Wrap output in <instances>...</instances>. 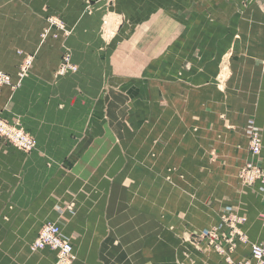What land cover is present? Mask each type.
<instances>
[{
	"label": "crops",
	"instance_id": "1",
	"mask_svg": "<svg viewBox=\"0 0 264 264\" xmlns=\"http://www.w3.org/2000/svg\"><path fill=\"white\" fill-rule=\"evenodd\" d=\"M64 54L77 71L58 77ZM0 72L12 80L0 118L36 140L24 154L0 139V264H52L54 252L29 251L45 223L61 228L73 264H178L183 248L191 264H228L171 232L207 230L220 201L264 244V188L231 192L252 131L264 169V0H0ZM170 167H190L194 184L218 170L186 209Z\"/></svg>",
	"mask_w": 264,
	"mask_h": 264
},
{
	"label": "built area",
	"instance_id": "2",
	"mask_svg": "<svg viewBox=\"0 0 264 264\" xmlns=\"http://www.w3.org/2000/svg\"><path fill=\"white\" fill-rule=\"evenodd\" d=\"M49 23L58 29L63 28L61 24L53 19H50ZM31 62L32 59L30 57L24 59L18 70V78L23 79L27 75ZM68 70L74 71L75 68L70 64V59L66 55L62 57L57 71L60 75H64ZM10 82L11 77L0 72V85H7ZM0 139L24 153L33 151L36 145L35 141L20 128L18 121L8 123L0 120ZM249 150L253 157L260 154L261 139L256 131H253L249 136ZM240 177L242 182L248 187L258 184L262 189L264 188V169H261L253 162L245 165L240 172ZM225 215L230 218L224 217ZM224 216L222 218L223 222L220 225L207 232L205 241L213 250L225 257L228 263L232 264L231 254L236 249V240L245 242V239L238 230L241 219H237L229 210L225 212ZM262 227L264 228V218L262 219ZM31 249L34 251L49 249L55 252L56 257L53 264H72L74 261L71 244L63 236L59 226L53 223L42 225L32 243ZM237 264H264V245H252L251 259Z\"/></svg>",
	"mask_w": 264,
	"mask_h": 264
},
{
	"label": "rangeland",
	"instance_id": "3",
	"mask_svg": "<svg viewBox=\"0 0 264 264\" xmlns=\"http://www.w3.org/2000/svg\"><path fill=\"white\" fill-rule=\"evenodd\" d=\"M61 26L63 27L62 23H60ZM56 27V26H55ZM110 26H107V30H109L107 33H109L111 35V31L109 29ZM109 35V36H110ZM68 55L69 59H70V64L75 68L74 71L72 72H68L67 74H70V73H75L77 71V67L72 63L71 61V57L69 54H64L62 55L63 56H66ZM62 57L60 58V61H59V64L57 66V69H56V72L55 74L58 76V77H63V76H66V75H60L58 73V67L60 66L61 64V61H62ZM27 58L24 57V59ZM32 59V57H30ZM24 59L22 60V63L24 61ZM32 63V62H31ZM21 66V65H20ZM19 66V68H20ZM19 70V69H18ZM3 74H6L4 72H1ZM226 70H225V74H226ZM10 76V75H9ZM11 77V76H10ZM16 77L17 79L20 80V78H18V72L16 73ZM12 81V80H11ZM6 85V84H5ZM7 85H11V82L10 84H7ZM0 120L2 121H5V122H8V123H11L7 120H4L2 118H0ZM19 122V121H18ZM19 126L20 128L24 131L25 134H27L29 137H31L35 143H36V140L35 138L28 134L21 126L20 122H19ZM253 132V131H252ZM251 132V133H252ZM250 133V134H251ZM259 135V134H258ZM250 136V135H249ZM260 136V135H259ZM261 139V138H260ZM4 141V140H3ZM7 143V142H6ZM35 148H36V145H35ZM34 148V149H35ZM18 150V149H17ZM21 152V151H20ZM32 152V151H31ZM29 152V153H31ZM248 152H249V157L248 159L244 162V164L239 167L236 172H235V176H236V180L238 181V184L235 183V182H232V195H233V191H235V188L238 187V185L242 186V187H245V188H253L254 186L258 185H254L252 187H248L246 184H244L241 180V177H240V172L241 170L245 167V165L249 162H253L255 165H257L258 167H260L257 163H256V160L257 158L260 156V154L256 157H253L250 153V150H249V138H248ZM24 153V152H22ZM29 153H24V154H29ZM261 153V151H260ZM208 157H209V161H211L212 163L214 161H216L217 157H218V153H216L215 151L213 150H209L208 152ZM261 168V167H260ZM170 170V173H168V170ZM263 169V168H261ZM218 169H200L199 171V179H200V183L199 184H194L191 182V177L194 176V172L191 173V168L190 167H186V168H183V169H179V168H173V167H170V168H167V177H168V180H170L168 182L169 185H171L173 188L175 189H169L170 191L173 190V191H178V192H183V195L186 196L184 197V199H182L181 201L179 200H174L173 203H176V205H179V204H183L184 207H186V209H189L190 208V205H194L195 204V200H196V191L199 192L200 194H202L203 192H206L210 187H212L213 185L211 184H206V180H205V177H206V174L208 173V171L211 173V172H214V171H217ZM233 173V172H232ZM214 175H216V173H214ZM179 181V182H178ZM201 203V206L199 209L201 208H206V203H207V200H202L200 201ZM229 207V210L231 211L232 215H234L237 219H241V223H240V227L244 225L245 223V218L242 217L241 215H239V213L237 212V209H236V206L234 203H230V205H222V201L219 202V207L218 209L216 210V214H217V220H216V223L212 226H210L207 230L205 229H202V230H189V228L186 227V229L184 228L183 231L181 232H176V231H171L173 234L177 233V236H178V239H180L184 245H187L188 247L192 248L194 252H199V253H202V254H214V255H217L218 257H221L225 262L226 259L225 257L221 256V254L217 253L215 250H213V248H211L205 241L206 237L205 235H207L209 231L213 230L215 227H217L218 225L221 224V222H223V216L225 214V212L227 211V208ZM179 215H178V218H180L181 220H184L183 221V224H185L186 226H188L187 224H189L190 222H188L186 219V213L185 212H182V211H179L178 212ZM181 213V214H180ZM224 217H227L226 215ZM264 217V214L261 218V221ZM227 218H230V217H227ZM261 223V222H260ZM44 225V224H43ZM57 225V224H56ZM42 227V226H41ZM40 227V228H41ZM60 228V227H59ZM61 229V228H60ZM40 230V229H39ZM225 230H227V228H225ZM62 231V230H61ZM241 231V229H240ZM242 232V231H241ZM63 234V233H62ZM64 236V235H63ZM35 240V239H34ZM34 240L31 242V244L29 245V251L31 253H37L39 251H34L31 249L32 247V243L34 242ZM247 240V239H246ZM238 244H242V245H247L249 247V258H247L246 260H239L237 262L234 261V254L235 252L237 251V248H238ZM255 244H260V245H264L263 243H251V242H247L245 241V243L239 241V240H236V249L235 251L231 254V260H232V264H237V263H242V262H246V261H249L250 260V247L252 245H255ZM49 250V249H48ZM55 254V252H54ZM192 252H191V249L189 248H186V249H182V256H183V259L186 260L187 262H184L183 260L180 261V263L178 264H191V260H192V256H191ZM73 256H74V261H75V254H74V251H73ZM55 257H56V254H55ZM74 261L72 262V264L74 263ZM54 263V262H53ZM52 263V264H53ZM228 263V262H227ZM230 264V263H228Z\"/></svg>",
	"mask_w": 264,
	"mask_h": 264
},
{
	"label": "bare ground",
	"instance_id": "4",
	"mask_svg": "<svg viewBox=\"0 0 264 264\" xmlns=\"http://www.w3.org/2000/svg\"><path fill=\"white\" fill-rule=\"evenodd\" d=\"M72 72V70H68L67 72H65L64 73V75H66L68 72ZM62 76H63V74H62ZM264 218V217H263ZM261 227H262V221H261ZM263 228V227H262ZM264 229V228H263ZM238 230L240 231V226L238 225ZM39 232V231H38ZM241 232V231H240ZM38 234V233H37ZM241 234L243 235V237H244V239H245V241L247 242V240H246V237L244 236V234H243V232H241ZM37 237V236H36ZM35 237V238H36ZM243 243H245V242H243ZM256 245V244H255ZM257 245H260V244H257ZM250 259H251V247H250Z\"/></svg>",
	"mask_w": 264,
	"mask_h": 264
}]
</instances>
